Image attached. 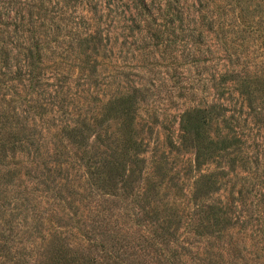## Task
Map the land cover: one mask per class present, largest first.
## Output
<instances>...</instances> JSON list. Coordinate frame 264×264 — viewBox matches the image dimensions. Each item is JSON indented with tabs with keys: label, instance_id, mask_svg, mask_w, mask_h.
I'll return each instance as SVG.
<instances>
[{
	"label": "rangeland",
	"instance_id": "rangeland-1",
	"mask_svg": "<svg viewBox=\"0 0 264 264\" xmlns=\"http://www.w3.org/2000/svg\"><path fill=\"white\" fill-rule=\"evenodd\" d=\"M163 5L0 0L12 64L42 58L0 84L17 147L0 151V264H264V0H181L175 25ZM214 105L198 161L180 119Z\"/></svg>",
	"mask_w": 264,
	"mask_h": 264
},
{
	"label": "trees",
	"instance_id": "trees-1",
	"mask_svg": "<svg viewBox=\"0 0 264 264\" xmlns=\"http://www.w3.org/2000/svg\"><path fill=\"white\" fill-rule=\"evenodd\" d=\"M65 2L69 3L71 5V3H74L76 1L79 0H64ZM164 1V5L163 7L160 9V11H162V15H164L166 18H168V23L170 25H175L177 22H181L183 21L182 18L180 17L179 14H181L182 12V5H181V0H162V2ZM175 3V5H174ZM162 4V3H161ZM151 5H154V0H151ZM144 9L148 8V5H146L145 3L142 6ZM174 13H177L174 14ZM1 13H0V21H1ZM0 24H2L0 22ZM26 26L25 24V18H21L20 19V23L19 25H17L16 27V32L19 31V28H24ZM0 59L3 61V67L5 69L4 73H2V77L6 78L8 76H10L11 74H14V77H10L9 80H0V84L1 85H6L7 82L9 81H18L21 82L23 79H25L26 74H24V69L23 68H28L31 67L34 69V65L38 66L42 60L39 52H37V50H33V49H28V54L24 59V62L22 61V63H26L27 65L24 64V66L20 69L17 65H13L12 64V60L10 57V53L7 50V46H6V41L4 40L5 38L2 37V35H4V32L1 30L0 31ZM95 39V38H93ZM10 45H13V42H11ZM37 45V44H36ZM19 63V62H18ZM14 68H17L15 72H13ZM32 72V71H31ZM38 76H33L32 73H30L29 76V81L32 82L33 85V89H35V86L39 87L41 86V81H40V74H37ZM226 80L224 79V82ZM1 87V86H0ZM35 93V92H33ZM146 91L144 89H136L133 93L125 95L113 102H110L108 104V108L106 110V115L108 114H116V113H123L124 115H129L132 110H135V107L138 104V101L140 100V98H146ZM245 95L250 96L249 92H244ZM32 111V109L29 110V112ZM131 111V112H130ZM224 111V108L222 106H212L210 109H204V108H197L194 110H191L189 112H186L185 114H183V116H181L180 119V126L182 127V130L184 132V136H186L188 138L192 137V141L194 142V147L196 149V154H197V158L198 161H200V159L202 158V156L204 155V153L206 152V147L204 148V146L202 145L203 142V134H202V128L203 126H205V124L207 123L208 118L214 114V113H219L221 114ZM87 126H84V128H86ZM84 128H72V130L70 131V135L73 138H80V139H85L84 134L88 131ZM89 129V128H88ZM194 137V138H193ZM30 145H33V143H30ZM17 147L15 145H12L10 148H8V146L4 143H2L0 145V151L1 153L7 154L6 151H11L13 153H15ZM113 160H115V156L113 158ZM113 164V163H111ZM99 175H102L101 173H99ZM210 185H214L213 182H210Z\"/></svg>",
	"mask_w": 264,
	"mask_h": 264
}]
</instances>
